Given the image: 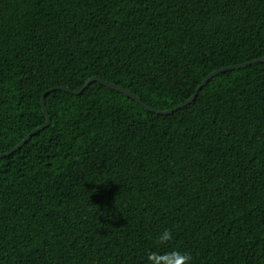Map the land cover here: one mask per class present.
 <instances>
[{"label": "trees", "instance_id": "obj_1", "mask_svg": "<svg viewBox=\"0 0 264 264\" xmlns=\"http://www.w3.org/2000/svg\"><path fill=\"white\" fill-rule=\"evenodd\" d=\"M261 57L264 0H0V153L53 86L166 110ZM46 105L0 158V264H264V62L170 114L98 81Z\"/></svg>", "mask_w": 264, "mask_h": 264}, {"label": "water", "instance_id": "obj_2", "mask_svg": "<svg viewBox=\"0 0 264 264\" xmlns=\"http://www.w3.org/2000/svg\"><path fill=\"white\" fill-rule=\"evenodd\" d=\"M257 62H264V57L258 58V59H253V60H249L243 63H239V64H234V65H230V66H226V67H222V68H218L213 70L212 72H210L203 80L202 82L196 87V89L194 90L193 94L190 96V98H188L187 100H185L184 102L178 104L177 106L170 108V109H166V110H159L156 109L150 105H148L147 103H145L137 94H135L134 92L130 91L129 89L120 86L118 84H115L113 82L107 81V80H103L97 76H92L91 78H89L84 85L82 86L81 89L78 90H73L69 87L66 86H53L52 88L46 90L45 92L42 93L41 95V104H42V108L44 111V114L46 116V122L43 123L42 125L38 126L37 128L33 129L23 140H21L14 148H12L11 150L4 152V153H0V158L1 157H6L11 155L13 152L19 150L24 144H26L35 134H37L39 131L43 130L44 128H46L50 122H51V118L49 116V112L47 109V105H46V96L54 90H58V89H62L65 91H68L72 94H80L82 93L92 82L94 81H98L100 83H102L103 85L119 91L123 94H125L126 96L134 99L135 101H137L141 106H143L146 110L150 111V112H154L157 114H170L173 113L174 111L192 103L196 98L197 95L199 93V91L216 75H218L219 73L228 71V70H235V69H241L244 67H247L248 65L257 63Z\"/></svg>", "mask_w": 264, "mask_h": 264}, {"label": "clouds", "instance_id": "obj_3", "mask_svg": "<svg viewBox=\"0 0 264 264\" xmlns=\"http://www.w3.org/2000/svg\"><path fill=\"white\" fill-rule=\"evenodd\" d=\"M172 239L173 236L171 229H165L157 236L155 242L158 246H166L172 241ZM147 260L149 264H189L191 256L187 253L173 249L163 253L152 251L148 254Z\"/></svg>", "mask_w": 264, "mask_h": 264}]
</instances>
